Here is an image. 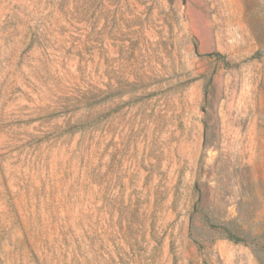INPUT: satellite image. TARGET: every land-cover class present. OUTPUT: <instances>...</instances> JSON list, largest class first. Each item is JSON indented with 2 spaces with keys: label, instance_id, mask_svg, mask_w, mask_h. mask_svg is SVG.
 I'll return each instance as SVG.
<instances>
[{
  "label": "rangeland",
  "instance_id": "374dc122",
  "mask_svg": "<svg viewBox=\"0 0 264 264\" xmlns=\"http://www.w3.org/2000/svg\"><path fill=\"white\" fill-rule=\"evenodd\" d=\"M0 264H264V0H0Z\"/></svg>",
  "mask_w": 264,
  "mask_h": 264
}]
</instances>
